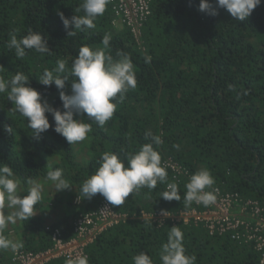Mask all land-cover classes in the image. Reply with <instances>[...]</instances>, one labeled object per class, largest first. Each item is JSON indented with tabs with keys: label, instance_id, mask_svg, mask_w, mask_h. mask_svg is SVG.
<instances>
[{
	"label": "trees",
	"instance_id": "obj_1",
	"mask_svg": "<svg viewBox=\"0 0 264 264\" xmlns=\"http://www.w3.org/2000/svg\"><path fill=\"white\" fill-rule=\"evenodd\" d=\"M82 3L0 0V76L10 79L17 71L27 74L42 98L63 110L55 85L44 86L38 81L43 69H52L58 59L67 60L70 69L82 45L102 48L103 36L110 33L109 54L114 59L119 58L118 52L130 55L137 87L126 93L103 127L86 121L92 124V132L88 139L73 145L54 131L51 114H46L49 130L38 139L33 137L26 118L14 110L6 94H0V162L8 163L21 178L38 179L46 176L47 161L57 159L53 168L64 169L65 178L78 194L99 166L102 153L115 152L122 157L134 153L150 142L145 132L151 130L163 141L157 147L162 163L172 158L187 172L178 174L166 166L168 182L178 185L181 200L160 197L166 184L158 183L151 192L141 188L123 205H112L128 218L109 227L87 247L89 264H133V257L140 252L161 264L159 250L174 226L182 230L186 252L196 257V264H260L261 252L231 233H210L195 221L167 218L160 224L137 214L190 208L192 203L185 204L183 199L185 184L201 168L214 177L212 189L218 185L223 191L258 199L264 205V0L244 21L235 20L223 8H218L215 16L202 12L200 0H153L152 14L142 28V44L129 28L113 24L111 2L94 29L68 36L74 28L66 30L58 13L67 18L82 15V11L76 12ZM29 29L48 40L50 54L27 50L26 56L18 59L14 49L7 48L11 33L15 31L19 38ZM148 56L151 60L146 63ZM72 79L69 76L67 85ZM65 91L70 94V87ZM6 127H12V134ZM103 200L100 194L83 199L72 215L47 226L44 215L50 213L45 212L55 208V203L43 197L37 206L39 214L15 227L9 225L4 235L14 228L24 245L20 250H47L52 246L53 230L59 229L65 240L70 239L77 214L96 210ZM10 254V250H0V264H16ZM65 261L56 258L46 264Z\"/></svg>",
	"mask_w": 264,
	"mask_h": 264
},
{
	"label": "clouds",
	"instance_id": "obj_2",
	"mask_svg": "<svg viewBox=\"0 0 264 264\" xmlns=\"http://www.w3.org/2000/svg\"><path fill=\"white\" fill-rule=\"evenodd\" d=\"M110 2L111 0H83L76 9V12L82 11L83 14H75L71 18L65 17L62 12L58 13L66 30L74 28L73 31H68V36H75L78 31L94 29L95 21L105 13ZM261 2L262 0H215L213 4L209 0H200L199 10L215 16L217 9L223 8L235 20L244 21ZM111 39L110 33L105 34L102 48L82 45L78 55L72 60L70 69L65 59H58L52 69H43L38 81L44 86L55 85L63 110L44 100L42 94L30 85L27 74L17 71L10 79L0 76V94H6L8 101L14 105V110L26 118L27 128L32 130L33 137L40 138L51 127L46 114L53 117L54 131L70 145L88 139L92 124L86 121H93L103 127L113 118L126 93L137 87V77L129 54L118 52V59L109 54ZM7 48L14 49L18 59H23L27 50L41 54L52 52L48 40L31 29L19 38L15 31L11 33ZM150 60L151 57L148 56L145 62ZM2 70L3 67L0 66V71ZM69 76L73 79L67 85ZM66 86L70 87V94L66 93ZM77 116L79 119L74 118ZM5 130L12 134V127H6ZM145 139L150 142L124 157L115 152L102 153L99 166L85 179L76 195L78 199L82 197V203L76 204L77 207L83 205V199L90 200L97 194L102 195L109 204L121 206L130 194L133 196L141 188H147L151 192L158 183L166 184V190L160 197L168 201H180L178 185L168 182L167 167L162 163L161 154L157 150L163 141L151 130L145 132ZM173 147L178 149L179 145ZM54 163L55 161H47L48 171L41 181L31 177L21 178L8 163L0 162V250L16 253L24 247L22 241L10 239L4 232L9 225L28 221L36 214L37 206L43 199L45 183L50 182L55 192L71 188L72 184L64 176V169L53 168ZM214 183L215 179L208 169L197 170L185 184V204L196 202L205 207L214 204L217 201V190H205L212 189ZM20 193L26 195L21 196ZM183 240L182 230L176 226L171 227L167 241L159 250L161 264H196V257L187 254ZM65 264H89V258L87 255H77L67 258ZM133 264L155 262L149 254L140 252L133 257Z\"/></svg>",
	"mask_w": 264,
	"mask_h": 264
},
{
	"label": "built area",
	"instance_id": "obj_3",
	"mask_svg": "<svg viewBox=\"0 0 264 264\" xmlns=\"http://www.w3.org/2000/svg\"><path fill=\"white\" fill-rule=\"evenodd\" d=\"M153 0H111L113 3V24H122L129 28L137 42L142 44V28L152 14ZM165 165L176 173H187L184 168L168 158ZM217 190V201L205 207L192 202L190 208H184L176 213L161 211H140L141 219L162 222L170 218L174 221H195L203 223L210 233L216 231L231 233L236 240H244L253 244L261 252L260 264H264V205L258 199L241 198L237 193ZM212 189V190H213ZM206 190V189H205ZM82 203L78 196L75 204ZM166 213V215H164ZM143 214V216H142ZM128 214L116 211L111 204L103 200L94 211H81L74 220V235L68 240L63 238L59 229L53 230L52 246L44 251L30 252L19 250L11 257L16 264H46L52 259L87 255V247L109 227L126 221ZM88 256V255H87Z\"/></svg>",
	"mask_w": 264,
	"mask_h": 264
},
{
	"label": "rangeland",
	"instance_id": "obj_4",
	"mask_svg": "<svg viewBox=\"0 0 264 264\" xmlns=\"http://www.w3.org/2000/svg\"><path fill=\"white\" fill-rule=\"evenodd\" d=\"M57 159H51V161H55ZM38 180L43 181L44 178H38ZM70 182V181H69ZM72 184V182H70ZM76 188L72 185L70 189L62 190L60 192L54 191V186L49 182L44 184V192L43 197L48 198L52 200L55 203V207L57 206V209H63L64 212L67 215H72L76 211L77 205L73 202L75 200L77 193L75 192ZM26 193H20L21 196H23ZM68 201H71L68 202ZM12 226H16L12 225ZM14 229V228H13ZM11 230L8 233V237L13 240H17V236L15 234L14 230ZM10 255L12 256L14 253L10 251ZM11 258V257H10Z\"/></svg>",
	"mask_w": 264,
	"mask_h": 264
},
{
	"label": "crops",
	"instance_id": "obj_5",
	"mask_svg": "<svg viewBox=\"0 0 264 264\" xmlns=\"http://www.w3.org/2000/svg\"><path fill=\"white\" fill-rule=\"evenodd\" d=\"M39 211L40 210L38 209V211L36 212V214H39L40 213ZM45 213H50V214L44 215L45 216V220H46L45 223H46L47 226H51L50 224L56 223L59 219L64 218V217L67 216V214L64 212L63 209H57L56 207L53 208L51 211H49L47 209Z\"/></svg>",
	"mask_w": 264,
	"mask_h": 264
}]
</instances>
